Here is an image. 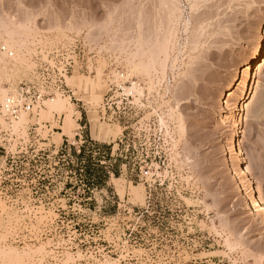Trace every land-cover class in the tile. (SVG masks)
Returning a JSON list of instances; mask_svg holds the SVG:
<instances>
[{
  "label": "rangeland",
  "instance_id": "obj_1",
  "mask_svg": "<svg viewBox=\"0 0 264 264\" xmlns=\"http://www.w3.org/2000/svg\"><path fill=\"white\" fill-rule=\"evenodd\" d=\"M260 33L264 0H0V264H264Z\"/></svg>",
  "mask_w": 264,
  "mask_h": 264
},
{
  "label": "bare ground",
  "instance_id": "obj_2",
  "mask_svg": "<svg viewBox=\"0 0 264 264\" xmlns=\"http://www.w3.org/2000/svg\"><path fill=\"white\" fill-rule=\"evenodd\" d=\"M10 44H11V42H10ZM11 46H12V44H11ZM249 55H250V59H249L247 65L245 67L244 79L241 82V88H242V91H241V102L242 103L243 102H246V100L249 97L250 81H251V79L253 77L255 68L257 66H259L258 67V70H262L264 68V33H260L257 37H255L253 39V42H252L251 47H250ZM4 92H5V90H4ZM4 92L1 93V94H4ZM6 94L7 93L5 92V95L3 96L2 100L6 97ZM229 97H231V95H229ZM57 99H59V100H56L55 101V100L52 99L53 101L52 100H51V102L48 101L50 103H46V104H49V106H50V105H55V104H58V103H61L62 102V100L59 97ZM241 108H242V104H238V105H236L234 107L233 114H232V118L233 119H235V120L239 119L238 116H239V111L241 110ZM24 119H25V117H24ZM72 123H73L72 122V119H71V117H69L67 119V122L65 123V129H64L65 130V134H69V131H70V128H69L70 126L69 125L72 124ZM13 124H15V122H13ZM229 137H230L229 143H230V146H231L232 150L236 154H239L240 155L241 152L239 150V130L238 129H233L232 132L230 133V136ZM240 176L243 177V178H245V179L250 180V178H249L248 174L246 173V170L244 169V167L243 168L241 167ZM251 204L258 211L260 217H262L264 219V201H262L259 198V196H258L255 188H253V190H252V194H251ZM13 254H15V253H13ZM13 254H11V256L14 257V259L18 263H23V261H24V259L22 258L23 256L22 257H19L18 255L15 254L16 255L15 256Z\"/></svg>",
  "mask_w": 264,
  "mask_h": 264
},
{
  "label": "built area",
  "instance_id": "obj_3",
  "mask_svg": "<svg viewBox=\"0 0 264 264\" xmlns=\"http://www.w3.org/2000/svg\"><path fill=\"white\" fill-rule=\"evenodd\" d=\"M9 111L15 112L16 108L14 106V101L13 100H8L7 102V107H6Z\"/></svg>",
  "mask_w": 264,
  "mask_h": 264
},
{
  "label": "crops",
  "instance_id": "obj_4",
  "mask_svg": "<svg viewBox=\"0 0 264 264\" xmlns=\"http://www.w3.org/2000/svg\"><path fill=\"white\" fill-rule=\"evenodd\" d=\"M81 115H82V114H81ZM54 134H56L55 130H54ZM57 134H60V133H57ZM65 142H67V136H64V137H63V144H64Z\"/></svg>",
  "mask_w": 264,
  "mask_h": 264
}]
</instances>
